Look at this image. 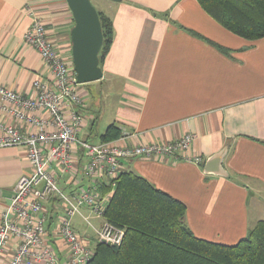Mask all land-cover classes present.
Listing matches in <instances>:
<instances>
[{"label": "crops", "instance_id": "crops-1", "mask_svg": "<svg viewBox=\"0 0 264 264\" xmlns=\"http://www.w3.org/2000/svg\"><path fill=\"white\" fill-rule=\"evenodd\" d=\"M110 16L114 37L101 65L104 76L80 86L84 103L74 107L85 117L79 137L93 142L98 135L99 143L111 125L129 133V145L194 133L187 154L200 155V162L182 154L136 157L126 161L125 170L184 202L186 224L196 236L236 244L264 219V36L251 40L228 30L198 0H121L111 5ZM34 18L44 23L54 45L74 66L75 19L67 0H0V86L26 96L36 94L37 79L53 80L44 58L25 41ZM98 83L104 96L94 102L90 86ZM92 104L108 112L98 131ZM8 116L0 108V118ZM225 147L228 175L207 173L209 157ZM87 160L83 149L75 151L76 166L82 168ZM31 170L24 146L0 147V225L20 176ZM104 183L109 184L107 177L93 183L85 175L70 183L59 173L67 194L85 187L103 193ZM112 191L105 195L110 198ZM45 209L52 243L65 258L58 199L47 201ZM99 219L101 224L104 219ZM73 225L80 232L74 219ZM15 251L13 244L0 264H7Z\"/></svg>", "mask_w": 264, "mask_h": 264}, {"label": "built area", "instance_id": "built-area-1", "mask_svg": "<svg viewBox=\"0 0 264 264\" xmlns=\"http://www.w3.org/2000/svg\"><path fill=\"white\" fill-rule=\"evenodd\" d=\"M24 37L44 58L53 80L37 79L34 96L0 86V108L9 115L0 118V147L24 146L32 166L30 173L20 176L4 213L0 225V257L15 244L16 251L7 264H88L95 254V245L90 236L75 229V215H82L94 227L97 242L120 245L126 230L105 219L107 195L92 187L67 194L59 184V173L67 175L70 183H77L82 175L93 179V183L107 177L113 190L126 161L136 157L182 154L200 162V155L187 154L196 135L187 133L166 142L132 145L127 144L130 137L127 132L99 143L80 138L85 117L74 107L82 105L84 97L74 66L62 56L39 18H34ZM40 111H46L47 115H40ZM22 126H26L25 131ZM79 148L88 156L82 168L74 164V154ZM53 198L58 199L62 210L57 227L68 247L65 258L54 247L45 225V203ZM82 206H88L97 218L104 219L100 227L93 225L91 216L83 214Z\"/></svg>", "mask_w": 264, "mask_h": 264}, {"label": "trees", "instance_id": "trees-1", "mask_svg": "<svg viewBox=\"0 0 264 264\" xmlns=\"http://www.w3.org/2000/svg\"><path fill=\"white\" fill-rule=\"evenodd\" d=\"M228 30L256 40L264 36V0H198ZM100 13L104 61L113 41L111 16ZM223 49V47H220ZM114 130V133L111 132ZM120 130L111 125L104 141ZM103 196L112 191L104 183ZM186 204L159 189L146 177L124 170L116 179L104 216L125 228L120 245L97 242L88 264H264V219L236 244L200 238L186 224Z\"/></svg>", "mask_w": 264, "mask_h": 264}, {"label": "water", "instance_id": "water-1", "mask_svg": "<svg viewBox=\"0 0 264 264\" xmlns=\"http://www.w3.org/2000/svg\"><path fill=\"white\" fill-rule=\"evenodd\" d=\"M73 12L75 25L71 30L74 69L80 83H89L103 78L104 71L100 53L104 45V34L100 13L92 0H67ZM121 1V0H113ZM228 151L225 147L206 162L207 173L228 175L223 166Z\"/></svg>", "mask_w": 264, "mask_h": 264}, {"label": "rangeland", "instance_id": "rangeland-1", "mask_svg": "<svg viewBox=\"0 0 264 264\" xmlns=\"http://www.w3.org/2000/svg\"><path fill=\"white\" fill-rule=\"evenodd\" d=\"M117 2L119 1H113V0H92V3L94 4V6L97 8V10L99 12H102L104 14H107L110 16V12H111V5H116ZM82 85H84L82 83ZM91 89V97L93 99V101L95 102V100H98V98H102L104 96V91L102 90V85L100 83L98 84H93V86H90ZM101 95H103L101 97ZM91 112L93 113V117L95 116V118L97 119V125L95 126V131L99 130V127H102L104 125V120L106 118V116H108V112H102V109L100 106L92 104L91 106ZM93 143H96V141L100 140V137H98V135H94L92 137ZM95 141V142H94ZM85 206H82V211H85ZM85 213L89 214V216H91V222L93 223L94 226L96 227H100L101 224V219L97 218L94 213L89 210L85 211ZM74 222L77 223L76 227L77 229L80 230V232H85L88 231L89 233L93 234L95 232L94 227L90 226L87 221L84 219V217H82L80 214H77L73 217ZM90 236V235H89ZM92 241H93V245H96L97 243V239L96 236H91Z\"/></svg>", "mask_w": 264, "mask_h": 264}]
</instances>
